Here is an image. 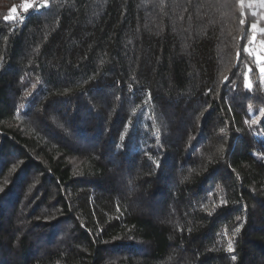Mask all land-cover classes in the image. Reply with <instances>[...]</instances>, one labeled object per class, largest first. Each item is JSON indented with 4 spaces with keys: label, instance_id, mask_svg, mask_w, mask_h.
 Wrapping results in <instances>:
<instances>
[{
    "label": "trees",
    "instance_id": "obj_1",
    "mask_svg": "<svg viewBox=\"0 0 264 264\" xmlns=\"http://www.w3.org/2000/svg\"><path fill=\"white\" fill-rule=\"evenodd\" d=\"M253 24L248 0H0V264H264Z\"/></svg>",
    "mask_w": 264,
    "mask_h": 264
},
{
    "label": "rangeland",
    "instance_id": "obj_2",
    "mask_svg": "<svg viewBox=\"0 0 264 264\" xmlns=\"http://www.w3.org/2000/svg\"><path fill=\"white\" fill-rule=\"evenodd\" d=\"M248 3L253 8V11L258 14L261 19L264 18V2H262V0H248ZM253 25H256V28H252V37L247 51L251 53L258 62L257 56L264 58V39L258 37L259 34L263 33L264 26L258 24ZM253 37L255 38L254 40ZM261 61L258 63H261ZM261 68L264 67L260 66V69ZM261 75L262 84L264 86V72H261Z\"/></svg>",
    "mask_w": 264,
    "mask_h": 264
},
{
    "label": "snow or ice",
    "instance_id": "obj_3",
    "mask_svg": "<svg viewBox=\"0 0 264 264\" xmlns=\"http://www.w3.org/2000/svg\"><path fill=\"white\" fill-rule=\"evenodd\" d=\"M262 2H264V0H262ZM252 28L255 29V28H256V25H252ZM254 39H255V38L253 37V40H254ZM245 51H247V49H245ZM262 59H264V58H261L260 56H257V60H258V62H260ZM260 70H261V72H264V68H261ZM247 86H248V85H247V83H246V87H247ZM236 231H239V228H237ZM229 251H231V246H229ZM232 259L235 261V260H236V256L233 255V256H232Z\"/></svg>",
    "mask_w": 264,
    "mask_h": 264
}]
</instances>
